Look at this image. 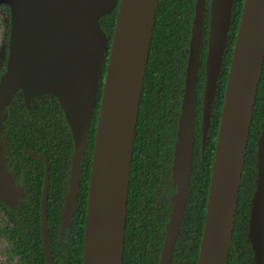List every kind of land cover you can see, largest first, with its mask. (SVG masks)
Returning a JSON list of instances; mask_svg holds the SVG:
<instances>
[{
	"label": "water",
	"instance_id": "obj_1",
	"mask_svg": "<svg viewBox=\"0 0 264 264\" xmlns=\"http://www.w3.org/2000/svg\"><path fill=\"white\" fill-rule=\"evenodd\" d=\"M206 0H196L171 167L172 209L158 264H171L188 199L197 101L198 68ZM234 0H210L202 97L204 147L227 46ZM159 0H0L9 9L6 68L0 79L3 110L22 88L52 91L74 136L71 184L64 212L74 209L78 173L98 83L109 46L88 180L81 264H122L125 215L135 130ZM117 7L110 44L99 20ZM264 62V0H244L225 84L196 264H226L232 240L251 118ZM0 139V201L11 205L17 191L7 170ZM40 204L46 264H53L47 224L48 161ZM257 180L249 239L255 264H264V122L257 154Z\"/></svg>",
	"mask_w": 264,
	"mask_h": 264
},
{
	"label": "trees",
	"instance_id": "obj_2",
	"mask_svg": "<svg viewBox=\"0 0 264 264\" xmlns=\"http://www.w3.org/2000/svg\"><path fill=\"white\" fill-rule=\"evenodd\" d=\"M244 0H234L227 46L222 58L210 127L204 147L200 132L201 105L205 78V58L209 30V5L205 1L200 66L196 88V114L193 155L188 199L174 248L171 264H196L203 231L206 200L211 176L219 116L233 46ZM196 0H159L150 42L138 109L129 177L124 228L122 264H158L172 209L171 167L177 138L178 118L184 93L185 70ZM9 11L7 6H2ZM117 7L99 20L110 44ZM9 15L5 36L8 45ZM4 62L0 65V79ZM109 46L106 50L97 98L86 136L78 173L74 209L64 221L74 158V136L60 104L52 91L31 92L29 102L20 88L4 107L0 139L4 158L17 198L11 205L0 201L8 219L6 237L17 264H46L41 240L40 204L45 163L27 152L48 161L47 224L53 264H81L85 227L88 180L94 135ZM264 122V62L255 98L232 240L226 264H255L249 239V218L256 190V154Z\"/></svg>",
	"mask_w": 264,
	"mask_h": 264
},
{
	"label": "rangeland",
	"instance_id": "obj_3",
	"mask_svg": "<svg viewBox=\"0 0 264 264\" xmlns=\"http://www.w3.org/2000/svg\"><path fill=\"white\" fill-rule=\"evenodd\" d=\"M9 11L5 8L0 7V65L5 60L6 55V43H5V32L7 27V20H8ZM2 215L0 214V221L2 219ZM11 245L5 244L3 239H0V262L2 264L6 262V264H16V261L9 255L10 254ZM8 257L5 261L3 258ZM4 261V262H3Z\"/></svg>",
	"mask_w": 264,
	"mask_h": 264
},
{
	"label": "flooded vegetation",
	"instance_id": "obj_4",
	"mask_svg": "<svg viewBox=\"0 0 264 264\" xmlns=\"http://www.w3.org/2000/svg\"><path fill=\"white\" fill-rule=\"evenodd\" d=\"M195 109H196V107H195ZM201 109H202V105H201ZM196 116H197V114L195 112V117ZM200 116H201V120H202V110H201ZM219 118H220V116H219ZM200 132H201V121H200ZM201 141H202V139H201ZM0 214L3 217L2 218L3 220L0 221V239H3L5 244H8V245L10 244L11 245V243L8 241V239L6 237V230L8 229V224H9L8 223L9 221L7 219L8 217H7L6 213L4 212V209L1 206H0ZM9 255L14 259V261H16V264H17L18 263V257L13 253L12 248L10 249V254ZM3 259L6 261L8 259V257H6V258L4 257ZM0 264H2V262H0ZM3 264H6V262H4Z\"/></svg>",
	"mask_w": 264,
	"mask_h": 264
}]
</instances>
